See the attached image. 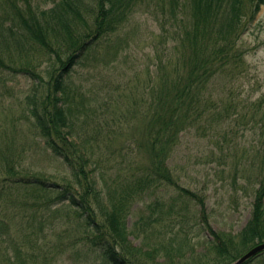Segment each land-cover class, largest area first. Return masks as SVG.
Returning a JSON list of instances; mask_svg holds the SVG:
<instances>
[{
  "label": "trees",
  "instance_id": "obj_1",
  "mask_svg": "<svg viewBox=\"0 0 264 264\" xmlns=\"http://www.w3.org/2000/svg\"><path fill=\"white\" fill-rule=\"evenodd\" d=\"M45 2L0 0V65L45 84L29 96L28 119L36 144L67 174L58 180L27 163L32 146L1 126L0 264H228L263 242L264 98L247 109L253 118L263 110L252 152L227 134L218 142L232 189L240 179L252 183L250 218L239 231L212 225L205 189L186 185L171 160L184 132H228L233 116L244 118L214 98L213 85L218 74L246 71L241 39L264 0ZM141 9L154 16L160 40L154 67L134 69L140 85L123 87L117 72L96 88L77 83L82 60L100 71L119 60L139 34L126 27ZM38 54L52 57L48 80L35 70ZM134 120L143 138L116 145ZM256 259L264 263V252L244 264Z\"/></svg>",
  "mask_w": 264,
  "mask_h": 264
},
{
  "label": "rangeland",
  "instance_id": "obj_2",
  "mask_svg": "<svg viewBox=\"0 0 264 264\" xmlns=\"http://www.w3.org/2000/svg\"><path fill=\"white\" fill-rule=\"evenodd\" d=\"M40 1L45 4L42 5L43 8L49 7V3L46 4L45 0ZM131 18L126 30L128 32L133 30L132 33L139 31V34L137 37H133L134 39L131 41L129 48L120 52L119 60L101 67L102 72L99 68H94V61L85 63L82 60L73 71L77 83L90 84V86L96 88V82L100 85L104 84L117 72L121 75L118 79L123 83V87L127 82L132 85H140L136 83L133 75L134 69L140 67L146 71L149 63L154 67L157 51L155 45L160 40L158 38L160 27L154 16L143 9L136 11ZM136 23L139 26L133 29ZM241 42L247 49L246 71L238 75L218 74L213 89L215 88L217 91V93H214V98L219 103L231 102L235 104L244 118L239 116L240 119L235 122L233 120L235 116H233L229 120L232 121V128L229 127L228 132L224 131L225 125L217 129V133L210 132L207 135H203L196 130L184 132L174 158L171 160V163L176 167V172L182 177V181L186 185L198 190L205 189L212 225L216 229L234 232L239 231L250 218L253 200L252 183L249 184L247 180L240 179L237 191L232 189V176L228 172H223L225 166L220 164L221 160L218 158L221 154L218 142L224 139L222 134H227L229 140L231 137V140L236 138V141L240 145L241 143L245 145L250 152L258 145L257 127L255 126L259 125L258 122L263 110L257 113L256 118H253L254 111H247V109L252 107L249 103L264 98V4L261 6L255 21L243 34ZM39 58L42 63L40 66L35 67V70L41 72L45 80H48L47 71L51 63L49 59L52 60V57L46 54H38L37 59L39 60ZM16 60L17 62L13 63L14 67L20 68L19 60L21 59L16 58ZM124 70L129 75H124ZM144 76L145 72H143ZM231 77L233 78L230 79ZM38 82H35V77L26 71L0 65V128L2 126L8 134L16 135L26 146H32V149H29L27 163L33 164L36 168L45 169L59 180L67 174V169L62 166L59 168L57 160L50 156L48 152L39 148L36 143L41 138L35 136L36 129L32 126L31 120L28 119L29 112L27 109L32 103L29 96L33 95L37 86L39 90L44 91L45 84L39 85ZM117 84L118 81H116L114 87ZM101 89L100 94L102 95L109 88ZM38 98L39 96H37ZM244 107H246L244 111H247V113L242 110ZM250 120L253 121L250 122ZM252 123H254L255 129H250ZM136 126L140 130L143 128L142 123L135 122V120L131 124H123L124 131L117 135L116 145H120L125 141L128 142L134 137H140L141 131L133 130ZM245 127L248 128L245 129ZM43 143L40 144L43 145ZM240 145L232 146L237 155H241L243 152L239 147ZM229 160L231 159L229 158ZM254 185L257 186V184ZM246 188H249L250 191L246 192ZM134 217L132 215L128 218L129 225H132ZM135 241L138 242V240ZM188 261L190 260L188 259ZM257 263L264 264L261 259L252 260L249 264Z\"/></svg>",
  "mask_w": 264,
  "mask_h": 264
},
{
  "label": "water",
  "instance_id": "obj_3",
  "mask_svg": "<svg viewBox=\"0 0 264 264\" xmlns=\"http://www.w3.org/2000/svg\"><path fill=\"white\" fill-rule=\"evenodd\" d=\"M264 251V242L257 244L256 246L252 247L248 250L245 254L240 256L238 259L234 260L229 264H244L248 259L251 257L259 254L260 252Z\"/></svg>",
  "mask_w": 264,
  "mask_h": 264
}]
</instances>
